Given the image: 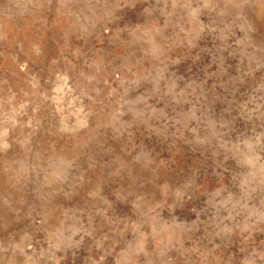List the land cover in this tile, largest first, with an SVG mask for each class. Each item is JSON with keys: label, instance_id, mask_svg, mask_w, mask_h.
<instances>
[{"label": "rangeland", "instance_id": "1", "mask_svg": "<svg viewBox=\"0 0 264 264\" xmlns=\"http://www.w3.org/2000/svg\"><path fill=\"white\" fill-rule=\"evenodd\" d=\"M68 259L264 264V0H0V264Z\"/></svg>", "mask_w": 264, "mask_h": 264}, {"label": "trees", "instance_id": "2", "mask_svg": "<svg viewBox=\"0 0 264 264\" xmlns=\"http://www.w3.org/2000/svg\"><path fill=\"white\" fill-rule=\"evenodd\" d=\"M148 100H149V99H148ZM149 103L152 104V100H149ZM242 122H243V121H242ZM248 125H251V123L248 122ZM78 250L81 251L80 249H77V251H78ZM77 251H76V252H77ZM79 254H81V253H79ZM72 262H74L73 259H68L67 261H65V264H70V263H72Z\"/></svg>", "mask_w": 264, "mask_h": 264}]
</instances>
